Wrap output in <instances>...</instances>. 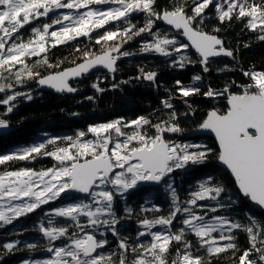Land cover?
<instances>
[{
	"label": "trees",
	"instance_id": "16d2710c",
	"mask_svg": "<svg viewBox=\"0 0 264 264\" xmlns=\"http://www.w3.org/2000/svg\"><path fill=\"white\" fill-rule=\"evenodd\" d=\"M20 1L36 10L0 32V174L55 168L67 150L76 156L69 166L104 152L120 164L114 144L120 159L162 139L173 160L155 185L140 182L143 170L137 181H116L126 166L104 176L96 201L90 194L97 184L88 195L65 191L0 219V264L48 259L81 236L97 238L100 249L88 257L94 264H264V212L219 166L214 139L195 133L209 112L229 110L231 95L264 96V80L252 74L264 70V0H99L92 8H119L86 32L64 21L81 2L94 1L63 0L73 4L63 9ZM180 11L197 30L219 37L228 55L205 63L194 53L162 22ZM24 44L34 52H17ZM119 47L114 72L91 73L63 94L37 90L40 78ZM68 203L79 207L53 212ZM197 221L222 224L203 232Z\"/></svg>",
	"mask_w": 264,
	"mask_h": 264
},
{
	"label": "water",
	"instance_id": "95a60500",
	"mask_svg": "<svg viewBox=\"0 0 264 264\" xmlns=\"http://www.w3.org/2000/svg\"><path fill=\"white\" fill-rule=\"evenodd\" d=\"M162 22L181 33L182 39L205 63L228 55L222 49L223 43L219 37L197 30L183 12H167L162 15ZM120 51L121 47L115 48L42 77L35 83L37 90L63 94L72 91V82L81 81L91 73L114 72ZM228 107L224 114L216 110L209 112L195 133L214 139L220 151L219 166L235 181L242 196L249 198L264 212V96L257 93L231 95ZM172 160L170 144L163 139L156 140L150 147L131 151L120 164H114L109 156L79 160L70 168L71 183L66 192L88 195L105 175L114 174L135 162H140L143 172L147 174L139 179L140 182L155 185L168 176ZM99 249L97 238L89 237L84 245L87 256H94Z\"/></svg>",
	"mask_w": 264,
	"mask_h": 264
},
{
	"label": "rangeland",
	"instance_id": "374dc122",
	"mask_svg": "<svg viewBox=\"0 0 264 264\" xmlns=\"http://www.w3.org/2000/svg\"><path fill=\"white\" fill-rule=\"evenodd\" d=\"M19 1L14 2L13 0H0V32H5L7 28L6 23L16 20L19 13H23L25 16H31L32 12L36 10V6L33 4L34 2L21 3V1ZM38 1L45 3L47 1H52L53 3L55 2V8L58 9H63L64 7L73 8V4L63 5V0ZM91 4L87 1L81 2L78 9H75L76 14L73 13L74 16H69L71 15L69 14L64 22L71 25L75 24L76 27V23H78L81 29L86 32L87 29L102 21L103 17H107V15L112 14L113 11L119 8L116 4V7L114 6L110 9H94ZM85 32H82V34ZM28 46L29 44L20 45L16 51L20 53H33L34 49ZM252 74L254 78H256L257 82L260 83L264 80V70L252 71ZM154 141L155 140H153L152 143ZM85 144L90 147L92 143L88 142L89 145L87 143ZM109 145L110 144L107 140L102 144L104 151L108 150ZM119 147L120 144H114L112 149H110L115 153L114 156L116 157V161L123 163L126 158L124 157L119 159L121 156L118 154L120 149ZM63 153L64 156L59 159L60 165L55 168L45 171L22 170L0 174V219L7 220L12 216L20 215L29 209L49 203L59 194L66 191L67 187L71 183V179L69 177L71 166L67 163L74 160L76 156L75 154L68 152V150ZM103 154L107 156L105 152ZM123 173L116 177V181H119L124 176L129 175H134L133 178H136L137 181L140 175L143 174L141 163L135 162L127 165L126 171L124 174ZM104 186L105 180L97 183L96 190L94 189L95 191L90 194L92 199L95 201L98 200V197L102 195V187ZM77 207H79V204L68 203L64 207L61 206L59 209L53 210V212L57 214L69 215L72 214ZM90 215L94 217L95 214L91 213ZM197 222V229L203 232L209 229V227L213 228L216 225L222 224L220 221ZM86 242V236L73 238L70 240L68 247L56 248L53 250L50 258L37 259L26 264H47L50 262L52 264H94L96 262V258L88 259L89 256H87L84 251V245Z\"/></svg>",
	"mask_w": 264,
	"mask_h": 264
},
{
	"label": "flooded vegetation",
	"instance_id": "af4514ba",
	"mask_svg": "<svg viewBox=\"0 0 264 264\" xmlns=\"http://www.w3.org/2000/svg\"><path fill=\"white\" fill-rule=\"evenodd\" d=\"M90 1H94V2H92V6H96L97 7V3L99 2V0H90ZM103 2H100L98 5L99 6H102L103 4H102ZM95 9V8H94ZM99 9V8H98ZM101 9V8H100ZM167 27V26H166ZM172 30V29H171ZM174 31V30H173ZM176 32V31H175ZM179 33V32H178ZM180 35H181V33H179Z\"/></svg>",
	"mask_w": 264,
	"mask_h": 264
}]
</instances>
